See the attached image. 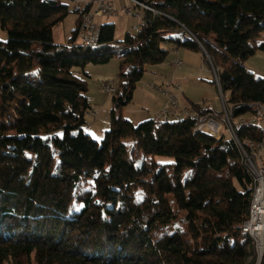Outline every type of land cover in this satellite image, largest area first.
<instances>
[{
    "label": "trees",
    "instance_id": "obj_1",
    "mask_svg": "<svg viewBox=\"0 0 264 264\" xmlns=\"http://www.w3.org/2000/svg\"><path fill=\"white\" fill-rule=\"evenodd\" d=\"M138 1L152 10L134 4L143 21L123 40L115 108L98 141L85 130L93 107L75 68L111 58L115 24H101L94 46L74 44L86 3L61 45L53 29L68 4L0 0V264L258 263L243 230L256 182L238 143L197 118L134 124L122 112L171 43L210 57L234 119L255 114L264 77L243 62L264 51V0ZM237 127L246 149L264 139L261 124Z\"/></svg>",
    "mask_w": 264,
    "mask_h": 264
},
{
    "label": "rangeland",
    "instance_id": "obj_2",
    "mask_svg": "<svg viewBox=\"0 0 264 264\" xmlns=\"http://www.w3.org/2000/svg\"><path fill=\"white\" fill-rule=\"evenodd\" d=\"M91 0H64V3L69 5L70 12L67 17L57 24L53 29V38L57 44H69V39L73 34V30L76 27V23L79 14L76 12L77 8L84 6ZM111 3L118 10L115 15H103L95 18L96 22L101 24L114 23L115 24V37L114 41L109 43V51H113L114 54L106 62L94 63L89 62L82 67H76L75 71L87 81L88 91L87 96L91 106L94 110H97L99 114L97 116L92 114L90 110L86 115L85 130L94 139L101 141L104 138L105 131L110 128L111 113L115 108L113 103V95H108L104 88L105 84L117 85L119 83V73L121 66V54L125 50V44L123 40L127 33L136 34L142 19L144 16L143 9L135 7L134 3L130 0H111ZM124 6L130 7L133 10V15H128L122 11ZM96 5L92 7V11H95ZM139 14V15H138ZM8 38L7 31L3 30L0 26V39L6 40ZM264 38V37H263ZM74 44L80 45L81 40L76 37ZM163 48L169 50L167 61L171 60V54L174 46L171 43L163 44ZM206 60L201 59V63L198 67L189 68L184 66L180 70H175L169 63L164 64L168 69L165 76L157 74V64H147L144 76L137 83V87L134 92L133 100L127 104L122 112V116L127 118L131 117L134 124L144 121L146 117L151 114L150 118H154L155 112L159 108H163L167 97H165L159 89H154L151 85L157 87L172 90V83L179 82L182 85L180 91H176L179 94L186 92L187 98L195 100L197 104H204L205 106H212V109L222 111L223 105L221 101V93L217 84L213 83L215 75L211 70L210 57L206 54ZM181 59V58H180ZM212 62V61H211ZM244 65L251 69L257 77H264V51L257 50L253 55L244 60ZM184 64V62H183ZM183 66V65H182ZM214 66V65H213ZM225 98L228 99L226 94ZM184 100L180 96V101ZM167 105V104H166ZM165 105V106H166ZM119 115V113H117ZM209 123L200 124L202 130L214 134V130H211ZM209 127V128H208ZM132 140L128 139L127 144L132 146ZM155 159L161 163H169L172 158L169 156H155ZM259 163V162H258ZM261 165V163H259ZM264 166V164H263ZM254 237V236H253ZM262 239L261 236H259ZM257 241V236L254 237ZM263 244V245H262ZM263 246L262 249L258 247V263L262 260L264 254V235L263 240L259 244ZM257 263V264H258ZM261 263V262H260Z\"/></svg>",
    "mask_w": 264,
    "mask_h": 264
},
{
    "label": "built area",
    "instance_id": "obj_3",
    "mask_svg": "<svg viewBox=\"0 0 264 264\" xmlns=\"http://www.w3.org/2000/svg\"><path fill=\"white\" fill-rule=\"evenodd\" d=\"M130 1L143 8L142 2L138 0ZM88 3H91L92 7L96 5L97 8L95 9V11H92L91 8L90 10L84 12L82 15L77 31V38L81 40V44H83V39H90V41L93 42L100 41L101 25L95 20L97 16L115 15L118 12V10L111 3V0H91ZM122 11L128 15L134 14L133 10L127 6H124L122 8ZM210 64V68L213 71L215 80L217 82L218 70L215 66H213V63L211 61ZM182 65L183 60H181L180 58H176L172 63V66L175 70L180 69ZM171 85L173 90H168L165 88L157 87L156 85H151L152 88L159 89L162 94L167 97V105L157 112V114L154 116V119L170 120V117H192L198 119L196 125H200L202 123H211L213 120H215L220 124L221 127L226 130L227 134H229L241 147L244 155L243 157L245 161H247V164L249 165L252 173L255 174V181H258L259 183V193L256 197L255 205L253 206V215H250L249 219L247 220V226L252 229L259 230L258 225L263 221L262 219H264V192H262V180L264 178V139L260 142L247 141L246 149L241 144L236 134V129L239 122L245 119L259 120L261 124L264 125V104L260 103L259 114L242 115L237 119H234L232 117V109L227 104V99L225 98V95L221 90V86L217 85L221 93V101L223 105V110L219 112L205 106L204 104H198V107H195L192 104L181 105L179 102V95L176 91H180L182 89V85L179 82H174ZM104 88L107 91L108 95H112L115 93V86L113 84H105ZM91 111L95 116L99 114L97 110L92 109ZM258 162L261 163V165H259ZM257 239L259 247L261 240L258 234Z\"/></svg>",
    "mask_w": 264,
    "mask_h": 264
},
{
    "label": "crops",
    "instance_id": "obj_4",
    "mask_svg": "<svg viewBox=\"0 0 264 264\" xmlns=\"http://www.w3.org/2000/svg\"><path fill=\"white\" fill-rule=\"evenodd\" d=\"M59 1L64 2V0H59ZM171 55L172 56H171V60L170 61H167V59H166L165 62H163L161 64H157L158 67L156 69V72H157L158 75H160L162 77L165 76L166 73H168L167 72L168 69L165 67L164 64L169 63L170 64V67H171L173 61L176 58H181V60H183V62H184L183 66L180 69H182L185 65L188 66L189 68H192L194 66L195 67H198L200 65V63H201V59L204 60V61L206 60L205 55H204L203 52H201V51H198V52L197 51H193V50L188 49V48H185V47H180V48H175L174 47ZM180 69H178V70H180ZM172 90H173V88H172ZM186 95L187 94L184 91L182 92V94H179V102H180L181 105H188V104L191 105L192 102H195V100H192L191 98H187ZM180 96L183 97L184 100H181L180 101ZM166 104H167V101H166L165 105ZM211 107L212 106L210 105L209 108H211ZM161 109L162 108H159V110H157L155 112V114L158 111H160ZM213 110H215V109H213ZM216 111H218V110H216ZM150 115L151 114H148V116H141V117H146V118H142V119L147 120V119H150V117H151ZM127 118L130 119V120H132L131 117H127ZM214 121L215 120H213L211 123L208 124V126L211 127L210 129L211 130H214V132H213L214 134L213 135H215L217 137H220V136L226 134L227 133L226 130L223 127H221L218 122H216V121L214 122Z\"/></svg>",
    "mask_w": 264,
    "mask_h": 264
},
{
    "label": "bare ground",
    "instance_id": "obj_5",
    "mask_svg": "<svg viewBox=\"0 0 264 264\" xmlns=\"http://www.w3.org/2000/svg\"><path fill=\"white\" fill-rule=\"evenodd\" d=\"M143 7L147 8V9H150L145 4H143ZM150 10H152V9H150ZM83 43L84 44H90V45L94 46V45H96L98 43V41L97 42H93V41H90V39H83ZM217 85L220 86V82H219V78L218 77H217ZM261 104H264V103H261ZM255 111H256L255 114H259V112H260V103H256L255 104ZM182 118H184V117H170V120H176L177 121V120H181ZM161 120H166L167 121L169 119H159L157 121H161ZM258 124H261V122L259 120L245 119V120L239 122L238 125L251 126V125H258ZM261 126L263 127V130H264V125L261 124ZM254 177H255V174H254ZM255 182H256V188H255L253 203H252L251 210H250V215H253V206L255 205L256 197H257V195L259 193V183H258V181H255ZM262 192H264V178L262 180ZM262 220L263 221L261 223H259V225H258V229L259 230L252 229L249 226H247V221L243 225V230L245 232L250 233L254 237L257 236V234H258L259 236L262 237V239H260L262 241L263 240V235H264V226H263L264 219H262Z\"/></svg>",
    "mask_w": 264,
    "mask_h": 264
},
{
    "label": "water",
    "instance_id": "obj_6",
    "mask_svg": "<svg viewBox=\"0 0 264 264\" xmlns=\"http://www.w3.org/2000/svg\"><path fill=\"white\" fill-rule=\"evenodd\" d=\"M262 248H263V246L260 247V249H262ZM260 262H261V261L259 260V263H258V264H260Z\"/></svg>",
    "mask_w": 264,
    "mask_h": 264
}]
</instances>
